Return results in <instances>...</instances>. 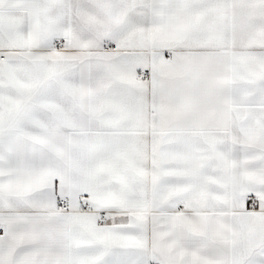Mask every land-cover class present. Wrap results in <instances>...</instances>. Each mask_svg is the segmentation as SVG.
I'll use <instances>...</instances> for the list:
<instances>
[{
    "label": "snow or ice",
    "instance_id": "6c2138e0",
    "mask_svg": "<svg viewBox=\"0 0 264 264\" xmlns=\"http://www.w3.org/2000/svg\"><path fill=\"white\" fill-rule=\"evenodd\" d=\"M0 264H264V0H0Z\"/></svg>",
    "mask_w": 264,
    "mask_h": 264
}]
</instances>
